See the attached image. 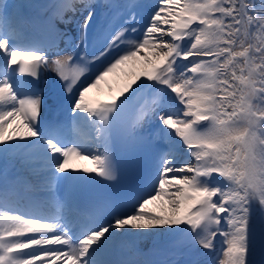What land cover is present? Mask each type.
I'll return each mask as SVG.
<instances>
[{
  "label": "snow or ice",
  "instance_id": "6c2138e0",
  "mask_svg": "<svg viewBox=\"0 0 264 264\" xmlns=\"http://www.w3.org/2000/svg\"><path fill=\"white\" fill-rule=\"evenodd\" d=\"M12 7L0 0V156L38 159L33 175L51 211L24 210L13 202L15 184L0 181V264H156L138 258L135 240L166 234L207 250L211 264H264V0H157L147 23L130 11L98 32L91 50L92 0H64L31 32ZM55 21L75 23L77 39ZM58 38L70 50L50 58ZM129 64L139 71L119 97L89 103L91 89ZM45 71L55 75L41 84ZM145 93L126 122V107ZM64 102L73 126L91 130L87 139L43 120ZM145 125L167 145L151 191L131 212L105 198L71 223V202L56 198L55 185L92 178L73 174L81 171L115 180L117 152H134ZM73 157L93 167L72 169ZM155 202L163 214L146 211ZM125 244L128 256L117 258Z\"/></svg>",
  "mask_w": 264,
  "mask_h": 264
},
{
  "label": "bare ground",
  "instance_id": "6f19581e",
  "mask_svg": "<svg viewBox=\"0 0 264 264\" xmlns=\"http://www.w3.org/2000/svg\"><path fill=\"white\" fill-rule=\"evenodd\" d=\"M8 5H14L11 8V14L13 16H19L27 25V30L29 32L33 31V23L40 25L48 24L54 18V13L56 12V6L63 3L64 0H4ZM95 4V1L92 0ZM133 0L127 2L126 7L130 9L128 4L132 3ZM157 0H135L134 5L131 9L138 13V19H141V24L147 23L150 13L155 8ZM70 13H67L68 15ZM126 16L123 18L125 19ZM77 19L81 17L77 16ZM123 19H120L121 23ZM58 22V24L56 23ZM55 22V28L66 32L68 37L75 35L77 39L76 25H65ZM111 23L108 27H111ZM70 33V34H69ZM98 31H96V34ZM65 38H58L57 44L58 49H54L49 55L50 58L56 56V52L60 51L63 54ZM55 58V57H54ZM124 74L130 79L125 81V76L118 75L119 78H114L112 80H103L95 89H91L86 94V99L91 104L106 103L113 99L119 97L120 92L125 89L129 84L132 83L135 75L131 76L130 73L135 71L134 68L129 64L125 68ZM128 70V71H126ZM139 70V69H138ZM130 71V73H128ZM121 74V73H120ZM55 73L50 71H45L42 76L40 83H47L51 76ZM117 76V75H116ZM109 79V78H108ZM142 97L136 101L138 112L140 106L144 103V97L150 94H141ZM62 108H67V102H64ZM61 108V109H62ZM57 109V108H56ZM55 111L49 110L43 118L46 120L53 119L57 113ZM60 109V110H61ZM54 113V114H53ZM58 119H61L60 117ZM70 128L74 127L71 117H70ZM63 121L61 119L62 129ZM89 160H83L76 157L70 159V167L88 165ZM39 167V161L36 157H29L24 152H14L8 154L7 157L0 156V180H7L9 184H15L16 192L18 195L14 197V203H19L25 208L33 209V203H37V206L43 210L50 208V201L48 199L47 193L42 190L39 186L38 178L33 175V169ZM28 192L29 194H24L22 192ZM151 207H147L146 211L152 212L154 214H163L162 208L159 202L151 203ZM36 210V209H35ZM40 214V213H39ZM49 214L48 212H43L41 215ZM70 221V220H69ZM71 223L74 224L75 219L73 218ZM157 231L164 232L165 228H160ZM191 243L187 237L181 234L164 235L163 237H157L155 240H140L139 250L140 256L138 258L148 259L156 262V264H210L212 260L211 255H206L207 250L200 249L198 245H193L192 247V257L184 256L185 246ZM123 254H129V251H125ZM59 264V262H58Z\"/></svg>",
  "mask_w": 264,
  "mask_h": 264
},
{
  "label": "rangeland",
  "instance_id": "374dc122",
  "mask_svg": "<svg viewBox=\"0 0 264 264\" xmlns=\"http://www.w3.org/2000/svg\"><path fill=\"white\" fill-rule=\"evenodd\" d=\"M68 15H71V13L70 14H68ZM77 18V17H76ZM74 24V23H73ZM62 55H67V53H66V51H65V49H64V51H63V54ZM55 56H53V58H54ZM126 66H121V67H119L118 69H116L113 73H110L108 76H106L105 78H104V81L105 80H112L113 79V77L116 79V78H119V76L121 75L122 76V74H123V76H125V77H127L126 76V74H124V71H125V68ZM139 68H136L135 69V71H139L138 70ZM126 71H128V70H126ZM121 73V74H120ZM128 73H130V71L128 72ZM117 75V76H116ZM119 75V76H118ZM130 75L131 76H133V73H130ZM109 78V79H108ZM128 77L127 78H125V81H128ZM136 79V77H134V79H132L131 81H133V80H135ZM130 80V79H129ZM103 81V80H102ZM63 106H60V107H58L56 110H57V113H60L63 117H64V119H65V123H66V125H65V127H66V129H67V131H68V133H67V135L68 134H70V129L68 128V125H69V120H70V117H71V113L68 111V109L67 108H62ZM62 108V109H61ZM61 109V110H60ZM54 114V113H53ZM68 122V123H67ZM22 193H24V194H29L27 191L26 192H22ZM152 205L151 204H149L147 207L149 208V207H151ZM161 212H163V211H161ZM72 216H73V214H70V215H68L67 216V219H71L72 218ZM76 222H78V219H76ZM207 264V263H206Z\"/></svg>",
  "mask_w": 264,
  "mask_h": 264
},
{
  "label": "water",
  "instance_id": "95a60500",
  "mask_svg": "<svg viewBox=\"0 0 264 264\" xmlns=\"http://www.w3.org/2000/svg\"><path fill=\"white\" fill-rule=\"evenodd\" d=\"M190 248H191V246H189V247L187 248V252L189 253V255H190Z\"/></svg>",
  "mask_w": 264,
  "mask_h": 264
}]
</instances>
